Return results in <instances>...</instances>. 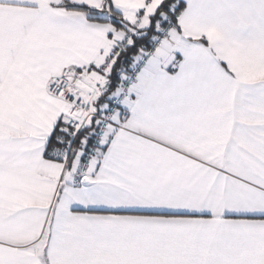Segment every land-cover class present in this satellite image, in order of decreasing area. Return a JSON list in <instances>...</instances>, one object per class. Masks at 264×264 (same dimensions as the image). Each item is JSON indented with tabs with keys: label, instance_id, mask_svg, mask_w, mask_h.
Returning a JSON list of instances; mask_svg holds the SVG:
<instances>
[{
	"label": "snow or ice",
	"instance_id": "obj_1",
	"mask_svg": "<svg viewBox=\"0 0 264 264\" xmlns=\"http://www.w3.org/2000/svg\"><path fill=\"white\" fill-rule=\"evenodd\" d=\"M0 264H264V0H0Z\"/></svg>",
	"mask_w": 264,
	"mask_h": 264
}]
</instances>
